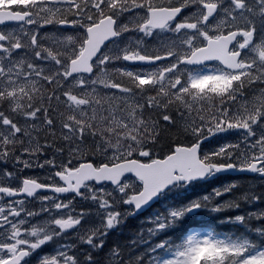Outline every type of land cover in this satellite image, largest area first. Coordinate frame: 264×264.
Here are the masks:
<instances>
[{
  "label": "snow or ice",
  "instance_id": "6c2138e0",
  "mask_svg": "<svg viewBox=\"0 0 264 264\" xmlns=\"http://www.w3.org/2000/svg\"><path fill=\"white\" fill-rule=\"evenodd\" d=\"M243 173L264 181V0H0V264H264Z\"/></svg>",
  "mask_w": 264,
  "mask_h": 264
},
{
  "label": "trees",
  "instance_id": "16d2710c",
  "mask_svg": "<svg viewBox=\"0 0 264 264\" xmlns=\"http://www.w3.org/2000/svg\"><path fill=\"white\" fill-rule=\"evenodd\" d=\"M40 135L41 137H43L44 133H40ZM33 171L35 170H30V172L26 174L35 175ZM235 179L237 180L238 183L256 186L257 190H259V185H261V183H264V181H262L261 178H256L255 176H249V175H244V174L235 176ZM245 210L251 211L252 209L246 208V206H242L237 213L234 211H230V212H226L225 215L234 216L236 214L244 212ZM204 219L207 220L209 225L216 226L218 231L222 230L223 232H226V234H229L232 232H242L243 231L242 228L234 227L233 225H230V224H220L219 221L221 217L219 219L217 217L215 219H209V218H204ZM137 223H140V221L137 218L128 219L126 224H124L122 230H117V232H114L111 234V236L109 237V242L111 243L112 241H115V240H120L121 242H124V241L130 240L129 235H132L131 237L132 239L134 234H137L133 232V227L137 226ZM138 228L140 231L141 225H138ZM117 233H120V234L118 235ZM75 243L76 241L74 239L72 241V244H75Z\"/></svg>",
  "mask_w": 264,
  "mask_h": 264
},
{
  "label": "rangeland",
  "instance_id": "374dc122",
  "mask_svg": "<svg viewBox=\"0 0 264 264\" xmlns=\"http://www.w3.org/2000/svg\"><path fill=\"white\" fill-rule=\"evenodd\" d=\"M36 200L39 201V197H36ZM33 204H35L37 207L35 208V210H38L40 207V204H37L36 201H31ZM240 210V209H239ZM234 212H238V211H234ZM73 234L69 233V236L72 237Z\"/></svg>",
  "mask_w": 264,
  "mask_h": 264
},
{
  "label": "bare ground",
  "instance_id": "6f19581e",
  "mask_svg": "<svg viewBox=\"0 0 264 264\" xmlns=\"http://www.w3.org/2000/svg\"><path fill=\"white\" fill-rule=\"evenodd\" d=\"M138 230H139V228H138V224H137V226L133 227V232H136Z\"/></svg>",
  "mask_w": 264,
  "mask_h": 264
},
{
  "label": "water",
  "instance_id": "95a60500",
  "mask_svg": "<svg viewBox=\"0 0 264 264\" xmlns=\"http://www.w3.org/2000/svg\"><path fill=\"white\" fill-rule=\"evenodd\" d=\"M250 174V173H249Z\"/></svg>",
  "mask_w": 264,
  "mask_h": 264
}]
</instances>
